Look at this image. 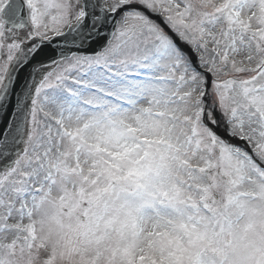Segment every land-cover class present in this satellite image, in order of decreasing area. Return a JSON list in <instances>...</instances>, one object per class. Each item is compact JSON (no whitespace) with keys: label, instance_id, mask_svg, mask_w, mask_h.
Masks as SVG:
<instances>
[{"label":"snow or ice","instance_id":"obj_1","mask_svg":"<svg viewBox=\"0 0 264 264\" xmlns=\"http://www.w3.org/2000/svg\"><path fill=\"white\" fill-rule=\"evenodd\" d=\"M0 264H264V0H0Z\"/></svg>","mask_w":264,"mask_h":264}]
</instances>
